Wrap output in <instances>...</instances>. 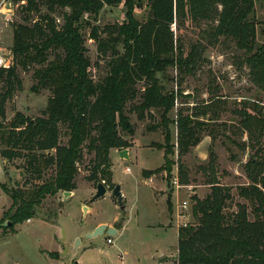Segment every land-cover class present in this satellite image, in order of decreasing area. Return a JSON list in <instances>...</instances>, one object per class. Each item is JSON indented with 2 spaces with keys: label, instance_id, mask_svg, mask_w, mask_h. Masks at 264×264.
<instances>
[{
  "label": "trees",
  "instance_id": "obj_1",
  "mask_svg": "<svg viewBox=\"0 0 264 264\" xmlns=\"http://www.w3.org/2000/svg\"><path fill=\"white\" fill-rule=\"evenodd\" d=\"M10 1L23 15L21 21L12 23V63L0 68V156L5 161L23 159L29 178L37 181L28 187H8L0 182L1 190L11 199L6 210L11 225L4 226L6 220L4 227L34 216L36 207L48 195L73 191L85 152L92 154L86 179L94 185L102 182L113 188L110 150L129 147L130 141L120 131L134 132L125 111L128 102L139 120L158 113L165 132V144L160 146L163 164L143 169L144 177L161 170L171 171L174 148L166 141L173 122L178 157L196 146L204 131L211 134L213 127L206 123L219 119L220 100L196 108L191 115L179 111L175 121L168 115L174 107L175 93L166 90L157 74L169 67H176L183 75L192 74L201 60L197 44L184 55L172 24L203 21L208 27L203 33L210 44L221 36L232 40L244 52L239 64L248 68L251 83L264 89V43L256 40L255 0H146L143 20L134 15L135 5L140 6L143 0H123L125 20L102 27L93 23L102 6L121 0ZM87 27L88 38L95 42L98 56L106 62V71L97 80L90 73L91 60L83 33ZM31 66L36 80L32 90L51 91L47 104L38 116L16 112L5 123L4 105L22 87L17 68L25 70ZM138 83H142L140 89ZM245 103L237 110L240 124L249 142L254 139V143H259L264 133V116H257L261 115V106L256 101ZM249 107L253 113L247 111ZM199 115L207 119L200 120ZM62 127L67 134L65 143H60ZM214 162L215 155L210 150L206 166L210 173L215 172ZM50 168V173L45 172ZM178 169L179 181L187 184L185 166L180 163ZM244 171L245 184H221L214 174L202 198L191 196L194 222L177 227L176 264H264L261 149L249 156ZM29 178L24 184L30 183ZM235 197L243 201H235ZM166 204L170 209V195Z\"/></svg>",
  "mask_w": 264,
  "mask_h": 264
},
{
  "label": "rangeland",
  "instance_id": "obj_2",
  "mask_svg": "<svg viewBox=\"0 0 264 264\" xmlns=\"http://www.w3.org/2000/svg\"><path fill=\"white\" fill-rule=\"evenodd\" d=\"M137 5L134 15L143 20L147 11L146 0L140 6ZM125 11L123 0L104 4L93 23L100 27L121 23L125 20ZM22 15L10 0H0V52L4 55L10 53L12 23L21 21ZM255 15L258 21L256 40L261 44L264 43V0H255ZM58 21L60 23L61 19L58 18ZM172 29L182 45L184 55L197 44L201 49V60L200 66L192 74L183 75L176 67H169L163 74H157L166 90L175 93L174 107L168 115L175 121L179 111L191 115L196 108L220 100L219 119L206 123L209 128L213 127L211 134L206 135L207 131H204L199 143L178 157L177 129L173 122L169 125L170 137L166 141L174 148V154L170 156L174 161L171 171L161 170L144 177L141 173L143 169H154L163 164L161 147L165 144V132L159 124L158 113L152 112V117L139 120L130 109L132 103L128 102L125 111L134 132H120L130 141L127 147L130 149V157L120 158L121 149H111L109 153L113 178L118 182H127L123 199L126 209H120L109 187L103 197L90 200L95 185L86 179V166L92 157L87 152L79 163L77 185L73 193L68 196L62 192L48 195L36 207L34 216L12 227L2 226L6 220H11L6 213L11 199L0 188V264H152L161 254H165L163 258L172 260L177 254L178 225L194 222L191 196L202 198L208 192L207 182L214 174L221 184L233 187L247 182L244 164L257 148L264 154V133L259 143H254V139L249 142L237 110L246 104L245 101H256L261 106V115L257 116H264V89L251 83L248 68L239 64L244 52L237 49L232 40L221 36L218 42L210 44L208 36L203 33V29H208L203 21L196 23L188 20L179 26L172 24ZM88 32L89 27L83 33L91 60L90 73L97 80L104 75L106 62L98 56L96 44L88 38ZM33 71V66L25 70L17 68L22 87L15 90L4 105L5 123L16 112L34 117L45 108L51 91L47 88L32 90L36 81ZM141 87L142 83H138V88ZM246 109L253 113L250 107ZM199 119L206 120L207 116L199 115ZM66 141L67 134L62 127L60 143ZM210 150L215 155L214 173L206 169ZM180 163L185 166L187 184L179 181ZM22 165L23 159L5 161L0 156V182L8 187H28L35 183L37 179L29 178ZM126 166L128 171L125 170ZM45 172L50 173L51 168ZM149 177L155 180L146 182ZM173 177H177L178 183L183 186L176 188L172 183ZM26 178L30 179V183L24 184ZM160 187L166 196L175 190L170 209L166 197L160 196ZM232 191L235 193V188ZM183 200L187 201V207L181 209ZM235 201L243 200L235 197ZM84 206L88 208L84 209ZM101 220L113 221L121 228L117 234L109 236L111 243L106 241L108 235L94 238L85 236L88 229Z\"/></svg>",
  "mask_w": 264,
  "mask_h": 264
},
{
  "label": "water",
  "instance_id": "obj_3",
  "mask_svg": "<svg viewBox=\"0 0 264 264\" xmlns=\"http://www.w3.org/2000/svg\"><path fill=\"white\" fill-rule=\"evenodd\" d=\"M119 156H120V158L129 159L128 149L127 148L121 149L119 151ZM106 192H107V186H105L102 182H98L95 185V191L92 194L90 200H95V199L101 198V197H103V195H105ZM111 193L116 198V201H117L120 209H122L124 211L126 209V207L123 204V195L120 191V184L115 183V185L111 189ZM63 195L64 196L71 195V191H64ZM84 209H86V206H84ZM10 225H11V221H9V220H7L4 223V226H10ZM115 234H116V229L113 226L107 225L106 223H100L96 227H94L92 229V231H89L88 233H86L85 236L88 238H94L98 235L110 236V235H115ZM78 243H79V239H77L76 245H78Z\"/></svg>",
  "mask_w": 264,
  "mask_h": 264
},
{
  "label": "crops",
  "instance_id": "obj_4",
  "mask_svg": "<svg viewBox=\"0 0 264 264\" xmlns=\"http://www.w3.org/2000/svg\"><path fill=\"white\" fill-rule=\"evenodd\" d=\"M128 155H129V157H130V149L128 148ZM126 167H128V166H126ZM125 167V168H126ZM111 170H112V167H111ZM155 179H153L152 177H149V178H147L146 179V182H148V181H150V183L151 182H153ZM162 182H163V180H162V178L160 179ZM112 181L113 182H115V183H117L118 181L117 180H115L114 178H113V175H112ZM119 184H120V191H121V193H122V195H123V199H124V197H125V193H126V191H125V189H126V187H127V182H123V181H121V182H118ZM138 183H139V181H138ZM147 184V183H146ZM159 189V191H161V195L160 196H165L166 198H167V196H166V193H163L164 191H162V190H164L162 187H160V188H158ZM108 192V191H107ZM107 192L105 193V194H107ZM174 192H175V190L172 192V194L170 195V200L172 199V197H173V194H174ZM63 193V192H62ZM73 193V191H71V194ZM112 195V194H111ZM113 196V195H112ZM171 203H172V200H171ZM88 208V206L86 207V209ZM28 222H30V220L28 221ZM100 223H106L107 225H111V226H113L115 229H116V234L118 233V229H121V228H118L115 224H114V222L113 221H111V222H108V221H106V220H101V221H99V222H97L96 224H93V226L90 228V229H88L89 231H92V229L94 228V227H96L98 224H100ZM176 253H177V250H176ZM165 254H161L160 255V258L158 259V260H153V263L152 264H176V256L175 257H173L172 258V260H170V259H166V258H163V256H164Z\"/></svg>",
  "mask_w": 264,
  "mask_h": 264
},
{
  "label": "built area",
  "instance_id": "obj_5",
  "mask_svg": "<svg viewBox=\"0 0 264 264\" xmlns=\"http://www.w3.org/2000/svg\"><path fill=\"white\" fill-rule=\"evenodd\" d=\"M11 63H12V58H11L10 53L9 54L7 53L6 55H4L2 52H0V68H2V67H8ZM125 170L128 171L129 168L126 167ZM172 183L176 186V188L177 187H180V186H183V185H181V184L178 183L177 177H173L172 178ZM186 207H187V201L183 200L181 202V207L180 208L181 209H184ZM106 241L108 243H111L112 242V240H111V238L109 236H107Z\"/></svg>",
  "mask_w": 264,
  "mask_h": 264
}]
</instances>
